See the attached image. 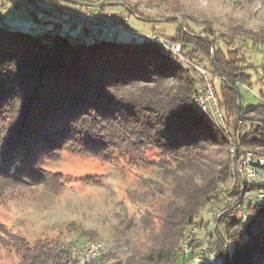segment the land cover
I'll list each match as a JSON object with an SVG mask.
<instances>
[{"label": "trees", "instance_id": "16d2710c", "mask_svg": "<svg viewBox=\"0 0 264 264\" xmlns=\"http://www.w3.org/2000/svg\"><path fill=\"white\" fill-rule=\"evenodd\" d=\"M180 17L184 25L169 18L177 23L169 39L182 43L185 57L202 54L217 73L212 80L220 78L224 128L193 105L198 75L154 41L101 37L77 42L60 32L0 26V199L6 190L20 194L41 183L58 184L61 174L43 166L64 149L102 159L125 157L134 165L156 156L150 162L162 169L160 181L145 177L127 191L131 201L142 204L136 223L145 238L130 253L109 251L87 264L180 262L189 227L205 221L204 213L219 208L230 191L229 137L240 133L243 147L264 152V105L243 107L239 94L238 106L233 89L246 84L248 70L257 67L247 62L246 53L228 48L242 32L250 49L264 48V33L240 27L219 32L209 26L195 31ZM261 69L264 74V62ZM244 119L253 122L245 132L239 129ZM249 209L244 219L221 217L208 234L221 264H264V205ZM0 244L15 252L17 264L76 263L70 243L30 242L2 223Z\"/></svg>", "mask_w": 264, "mask_h": 264}, {"label": "rangeland", "instance_id": "374dc122", "mask_svg": "<svg viewBox=\"0 0 264 264\" xmlns=\"http://www.w3.org/2000/svg\"><path fill=\"white\" fill-rule=\"evenodd\" d=\"M26 1L30 0H8L6 9L0 14V26L34 34L45 30L47 25L37 20L26 6ZM36 3L54 4L55 7H77L82 12L96 11L110 16L119 12L126 19L124 29L132 34L126 36L120 31L116 35L117 39H139L144 33L151 32L171 38L175 35L177 23L168 20L176 17L183 22L180 16L190 20L189 23L195 31L209 26L219 32L230 33L234 27H240L242 30L264 33V0H36ZM127 7L135 9L143 16L131 13ZM80 33L78 38L84 33L83 30ZM103 37L108 36L103 33ZM245 40V33L242 32L228 44L229 49L235 43L246 46L247 62L257 67V70H248L251 78L245 85L238 86L241 105H264V74L261 69L264 48L250 49L249 40H246L248 43ZM196 59L201 60L203 66L217 75L202 54H198ZM213 82L216 90L220 92V78H213ZM251 123L244 119L240 122L239 129L245 132ZM154 159L157 157L149 156V163L134 165L125 157L111 156L102 159L64 149L56 158L46 160L43 166L50 172L61 174L58 184L51 187L41 183L31 191L22 189L20 194H12L6 190L0 199V223L11 233L30 242L55 238L70 243L71 249L75 242L93 237L115 243L110 250L114 253H130L137 240L145 238V233L136 223L138 209L142 204L131 201L127 191L136 188L139 179L145 177L161 180L162 169L150 162ZM204 217L207 220L208 213H204ZM218 220L214 221L211 230L216 228ZM199 224L204 225V221ZM219 229L223 231L221 224ZM86 231H92L94 235H84ZM209 243L213 249L217 246L214 242ZM17 262L18 256L15 252L0 244V264Z\"/></svg>", "mask_w": 264, "mask_h": 264}, {"label": "built area", "instance_id": "2783aa9c", "mask_svg": "<svg viewBox=\"0 0 264 264\" xmlns=\"http://www.w3.org/2000/svg\"><path fill=\"white\" fill-rule=\"evenodd\" d=\"M8 0H0V13L6 9ZM26 6L32 11L38 21L52 22L51 33H58L63 23L70 28H80L83 34L77 42L84 41L87 36L93 39L103 37L113 39L120 31H126V19L119 12L113 16L102 12H82L77 7H55L54 4L40 5L36 2L26 1ZM141 38L160 44L179 57L186 66L192 69L199 77V84L193 95L194 107L219 127H225V117L220 106L219 95L212 80L213 73L203 66L201 60L191 59L181 54L182 45L159 33H144ZM231 49H238L245 53L246 46L235 43ZM240 85H245L240 83ZM250 126H253L250 124ZM256 124L254 125V127ZM238 138L229 137V157L231 171L230 191L226 194L219 208L208 210V218L204 225L192 224L181 246L182 263L176 264H221L213 253L207 235L212 232L211 226L221 217L244 219L250 215V206L264 205V152L258 149L246 148L240 144ZM237 191L236 195L234 192ZM205 232L207 235H205ZM115 243L105 239H85L71 247V254L76 257L75 264H87L112 250ZM175 264V263H167Z\"/></svg>", "mask_w": 264, "mask_h": 264}, {"label": "crops", "instance_id": "0c3cea01", "mask_svg": "<svg viewBox=\"0 0 264 264\" xmlns=\"http://www.w3.org/2000/svg\"><path fill=\"white\" fill-rule=\"evenodd\" d=\"M43 23H45L47 25V28L43 31H49L52 27V22L47 21V22H43ZM80 32H81V30L79 28H70L67 23H63L61 26V30H60V33L65 34L69 39H71L73 41H76V39L81 34ZM127 33H129V32L122 31V34H125L126 36L132 34V33L127 34ZM88 38H90V37L87 36L86 39H88ZM124 40H126V39H124Z\"/></svg>", "mask_w": 264, "mask_h": 264}, {"label": "water", "instance_id": "95a60500", "mask_svg": "<svg viewBox=\"0 0 264 264\" xmlns=\"http://www.w3.org/2000/svg\"><path fill=\"white\" fill-rule=\"evenodd\" d=\"M180 23L183 24L182 21H180ZM107 38H108V37H107ZM218 76H220V74H218ZM233 89L236 91V94H237V97H238L237 105L240 106L239 91H238V89H236V88H233ZM251 125H252V123H251Z\"/></svg>", "mask_w": 264, "mask_h": 264}]
</instances>
